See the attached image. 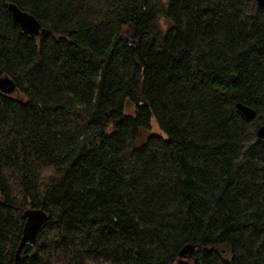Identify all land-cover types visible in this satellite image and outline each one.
I'll list each match as a JSON object with an SVG mask.
<instances>
[{
	"label": "trees",
	"instance_id": "trees-1",
	"mask_svg": "<svg viewBox=\"0 0 264 264\" xmlns=\"http://www.w3.org/2000/svg\"><path fill=\"white\" fill-rule=\"evenodd\" d=\"M6 75L25 98L0 91V264L29 209L49 218L18 264H173L186 247L197 264H264L256 0H0ZM153 118L165 135L141 141Z\"/></svg>",
	"mask_w": 264,
	"mask_h": 264
},
{
	"label": "water",
	"instance_id": "water-1",
	"mask_svg": "<svg viewBox=\"0 0 264 264\" xmlns=\"http://www.w3.org/2000/svg\"><path fill=\"white\" fill-rule=\"evenodd\" d=\"M260 6L264 7V0H256ZM9 9L12 13L14 20L20 25L21 31L28 35H36L43 38L48 33L46 28L41 27L39 20L30 12L22 10L17 4L10 3ZM17 90V84L15 80L9 75L0 78V91L5 95H11ZM238 108L247 118H253L255 111L243 104L238 103ZM257 136L260 139H264V125H261L257 130ZM49 218V215L42 209H29L25 212V223L22 231V237L15 255V264H18L21 260L22 254L27 248H33L37 241L39 231L45 221ZM191 252V248L186 247L182 250L181 256ZM225 252V251H223Z\"/></svg>",
	"mask_w": 264,
	"mask_h": 264
},
{
	"label": "rangeland",
	"instance_id": "rangeland-1",
	"mask_svg": "<svg viewBox=\"0 0 264 264\" xmlns=\"http://www.w3.org/2000/svg\"><path fill=\"white\" fill-rule=\"evenodd\" d=\"M161 1L163 3H165L167 0H161ZM160 17H161V26H162V28H164L163 32L165 33L167 31V29L172 25V23L163 14H161ZM132 32H133V29L129 25L126 26L123 30L124 35L126 36V38H129V39L131 37ZM11 95L14 97H17V98H22V99L25 98L24 95L19 90H16ZM127 113L134 114L132 107L129 108V106H128ZM153 133L163 135V136L165 135V133L162 131V129L160 128V126L158 125V123L156 122V120L154 118L151 121L150 128L141 131L140 140L143 141L149 134H153Z\"/></svg>",
	"mask_w": 264,
	"mask_h": 264
},
{
	"label": "flooded vegetation",
	"instance_id": "flooded-vegetation-1",
	"mask_svg": "<svg viewBox=\"0 0 264 264\" xmlns=\"http://www.w3.org/2000/svg\"><path fill=\"white\" fill-rule=\"evenodd\" d=\"M173 264H197V261L190 255L180 256Z\"/></svg>",
	"mask_w": 264,
	"mask_h": 264
}]
</instances>
